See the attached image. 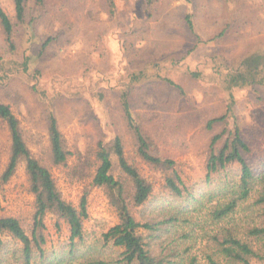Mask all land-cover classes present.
Wrapping results in <instances>:
<instances>
[{
	"label": "rangeland",
	"instance_id": "rangeland-1",
	"mask_svg": "<svg viewBox=\"0 0 264 264\" xmlns=\"http://www.w3.org/2000/svg\"><path fill=\"white\" fill-rule=\"evenodd\" d=\"M114 1L117 13L110 18L104 12L102 0H48L33 27L34 38L28 53L34 57L44 42L49 43L26 72L20 67L27 47L25 29L15 24L16 49L12 53L6 49L0 30V101L10 106L27 147L50 169L62 197L77 204L87 193L89 217L84 223L83 244L77 246L78 255L63 264H111L117 251L105 247L102 236L117 224L118 217L105 192L91 186L97 165L96 144L118 135L126 155L132 156V140L123 120L120 95L128 88L134 72L152 65L154 70L145 71V80L130 86V106L150 137L154 151L174 162L173 169L184 186L199 198L202 193L210 194L203 199L198 212L184 217L187 227L178 231L189 235L182 248L188 249L198 264H207L206 256L215 253L208 234L220 228L207 216L218 204L215 198L220 177L211 176L207 182L205 165L210 138L222 126L209 132L206 122L226 109L223 67H235L241 58L252 53L264 54V0ZM0 5L15 23L12 0H0ZM28 6L31 7L30 1ZM41 11L35 9L34 14ZM28 13L33 14V10L28 9ZM186 13L191 15L196 33L204 43L181 57L184 48L191 44L184 27ZM193 71L200 72L199 79L192 80ZM166 80L175 82L181 92ZM234 97V120L250 146L246 159L260 169L264 167V87L236 92ZM51 113L70 154L66 166L55 167L50 162L47 116ZM229 123L231 127L233 120L229 119ZM8 150V130L0 120V173ZM138 166L157 200L133 211L142 222L138 212L144 210L147 215L168 193L163 173L140 161ZM234 170L235 167L230 169L228 175L234 174ZM0 201L1 216L16 218L29 232L34 197L28 190L22 163L0 189ZM167 201L171 202L166 199L164 203ZM176 203L186 204L184 200ZM247 215L236 218L240 229L246 225ZM44 223L45 257L63 260L69 249L67 226L57 223L52 215ZM3 240L7 250H11V239L5 236ZM215 255L221 264H229ZM41 261L47 264L46 260ZM6 264L15 263L9 257Z\"/></svg>",
	"mask_w": 264,
	"mask_h": 264
},
{
	"label": "trees",
	"instance_id": "trees-1",
	"mask_svg": "<svg viewBox=\"0 0 264 264\" xmlns=\"http://www.w3.org/2000/svg\"><path fill=\"white\" fill-rule=\"evenodd\" d=\"M31 2V7L28 2ZM48 0H12L15 23L0 5V30L6 49L12 53L15 24L25 29L26 50L20 67L26 72L39 58L48 41L40 47L34 57L28 53L33 41V27L42 17V8ZM104 12L110 18L116 17L114 0H102ZM33 10V14L28 13ZM35 9L41 11L35 13ZM184 27L190 35L191 44L186 46L181 57L190 55L204 42L196 33L189 13L185 14ZM149 66V67H148ZM134 72L130 84L120 95V108L125 127L130 134L133 154L128 157L122 139L114 135L107 140H98L96 144L95 167L91 186L102 189L110 204L115 208L118 222L103 234V245L113 247L117 257L111 264H198L196 258L188 254L182 245L189 236L178 234L187 227L186 215H193L203 206L202 196L189 191L173 169L174 162L159 156L153 149L148 134L143 130L139 118L133 113L129 101L130 86L145 80L146 70H154L151 65ZM223 90L227 95L224 113L209 119L206 129L213 132L215 126H222L219 132L212 134L206 159V181L211 176H219L217 181V205L209 210L207 216L219 231L208 234L215 248V253L206 256L207 264H221L216 253L229 264H257L264 261V167H253L246 159L250 146L234 120L233 105L235 93L254 87H264V54L252 53L241 58L235 67L224 66ZM193 79H199L200 72H191ZM166 82L181 92L179 86L170 80ZM47 120V132L50 150V162L55 167L66 166L70 156L63 145L57 122L51 113ZM229 119L233 120L229 127ZM0 120L5 124L9 134V150L6 163L0 173V189L14 176L22 163L28 183V190L34 197L32 224L26 232L20 222L13 217H3L0 213V264H6L9 257L15 264H63L78 255L77 246L84 241V223L88 219L87 193H84L77 204L66 201L59 190L48 167L35 158L27 147L19 123L10 106L0 101ZM114 159V160H113ZM138 161L153 171L163 173L167 190L166 199L159 201L150 211L142 210V222L136 219L134 210L155 203L152 186L141 174ZM236 171L228 175L230 169ZM170 172V173H169ZM170 174V175H169ZM177 200L186 204L177 205ZM222 200V201H220ZM1 211V201H0ZM142 213V214H141ZM248 214L246 225L240 229L236 218ZM52 215L58 222L64 223L69 232V249L63 260L45 257L44 237L45 218ZM11 239L14 246L7 250L4 237ZM261 253V255H260ZM66 255V256H65ZM39 259L40 262L35 260ZM94 264H102L94 261Z\"/></svg>",
	"mask_w": 264,
	"mask_h": 264
}]
</instances>
